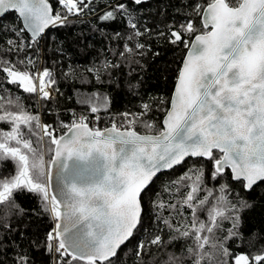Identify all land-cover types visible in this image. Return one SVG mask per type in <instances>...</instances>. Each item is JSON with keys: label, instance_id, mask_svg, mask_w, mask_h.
Here are the masks:
<instances>
[{"label": "snow or ice", "instance_id": "obj_1", "mask_svg": "<svg viewBox=\"0 0 264 264\" xmlns=\"http://www.w3.org/2000/svg\"><path fill=\"white\" fill-rule=\"evenodd\" d=\"M92 2L58 0L62 11L54 14L50 0H0V18L15 12L23 27L13 30L17 36L30 32L27 47L31 48L39 44L46 29L67 24L69 16L81 15ZM132 2L139 5L142 0ZM117 13L127 17L132 29L128 40L148 31L139 30L123 2L99 19L111 22ZM190 15L200 17V27L190 18L180 25L181 30L169 29V42L183 43L188 51L170 106L162 109V127L154 134L155 122L141 119L151 111L147 104L139 114H123L132 117L127 127L113 123L111 128H90L87 118L81 116L70 124L59 121L58 127L67 131L58 135L57 126L42 123L39 114L28 111L19 97L0 98V123L10 125L8 131L0 129V165L11 162L15 169L0 178V206L6 209L5 218L13 211L23 215L26 210L16 203L15 194L27 192L38 198L40 212L54 224L43 245L53 264H114L122 246L141 233L143 194L154 177L188 157L210 162L212 181L224 179L230 170L231 179L243 182L245 191L264 182V0L195 2ZM185 36L194 38L189 42ZM7 44V52L25 48L23 42L11 39ZM144 48L139 41L135 49L126 42L119 56L131 60L135 50ZM18 63L35 66L30 57ZM117 67L120 65L108 61L101 66L105 71ZM100 70L89 69L97 79ZM0 72L6 74L7 83L35 94L38 101H51L53 91H58L52 87L56 81L48 68L31 72L26 67L22 71L16 63L0 57ZM91 111L99 109L93 106ZM137 123L146 129L144 134L136 131ZM33 136L37 137L36 146ZM46 153L50 154L47 160ZM204 177L203 166L193 167L171 181V186L165 185L163 191L170 196L173 187L176 192L182 187L190 189L176 203H167L156 193L157 199L151 201L156 228L143 229L144 238L134 246L136 264H143L142 258L152 246L167 250L180 242V251L166 252L160 264H230L228 257H232L231 264L264 262V253L233 255L226 246L229 240L243 239L239 212L250 205L239 193L233 203L229 199L233 190L226 182L217 189L202 187ZM201 191L206 193L202 199ZM210 197L211 204L205 209ZM184 207L191 210V220H176L171 213L183 217ZM165 209L170 215H164ZM199 211L207 212L206 221L199 219ZM224 221H230L231 227L219 239L216 233L224 230ZM157 259L154 256L152 264ZM28 262L27 255L16 258V264Z\"/></svg>", "mask_w": 264, "mask_h": 264}, {"label": "trees", "instance_id": "obj_2", "mask_svg": "<svg viewBox=\"0 0 264 264\" xmlns=\"http://www.w3.org/2000/svg\"><path fill=\"white\" fill-rule=\"evenodd\" d=\"M118 2L126 4L141 32L148 30L143 36L128 40L132 29L128 27L127 17L120 13H117L114 21H100L99 17L111 10V7ZM195 2L206 5L208 0H142L139 5L134 4L132 0H93L89 9H85L81 15L69 16L67 24L49 27L40 38L39 44L31 48L27 47L31 37L25 31L17 36L16 31L13 30L22 28L20 19L15 12H8L0 18V57L16 63V67L22 71L26 67L31 72L50 69L56 81L52 87L58 91H53L51 101H38L35 94L26 93L17 85L7 83L6 74L0 72V98L16 100L19 97V102L28 111L35 113L40 109L43 122L57 127L59 121L70 124L74 118L79 119L81 116L87 118V123L93 116H97L100 124L110 119L112 115L139 114L144 111L142 106L147 104L151 111L141 119L155 122L154 134L162 127L165 114L162 109L168 108L186 51L183 43L174 45L169 42V29L181 30L180 25L190 18L197 27H200V17L190 15ZM50 3L54 14L56 11H62L58 0H50ZM117 33L120 35L117 36ZM160 33L164 35L161 36ZM185 38L189 42L192 39L187 36ZM10 39L17 43L23 42L24 50L7 52V48L10 47L7 41ZM137 41L143 43L145 48L135 50L131 60L121 59L119 53L124 51L125 43L135 49ZM26 57L35 61L34 67L18 63ZM105 61L117 63L120 67L105 71L101 68ZM97 68L101 69L99 79L95 72L89 71ZM161 99L165 101L164 104L160 103ZM93 106L99 111L93 113L91 111ZM5 107H8L6 103ZM0 129L8 131L10 125L0 123ZM135 129L141 134L146 132L139 123L135 125ZM66 130L58 127L57 134H63ZM31 139L36 146L37 137L33 136ZM49 155L47 153V159ZM201 166L205 170L202 187L217 189L220 184L226 182L233 190V195L229 197L233 203L237 202L235 194L239 193V197L250 205L239 212L243 239L229 240L226 246L233 255L245 253L251 257L264 253V182H258L251 190L245 191L243 182H235L231 179L230 170L224 179L212 181L209 179L212 164L201 158L188 157L182 164L161 172L154 178L149 189L143 194L145 217L141 233L137 234L136 239L122 246L114 264H136L134 246L138 239L144 238L143 229L154 231L156 228L151 209V201L157 199L156 193L159 192L160 198L165 202L176 203L190 189L182 187L176 192L173 187L171 189L173 195L170 196L168 192L163 191L164 186H171V181L177 180L190 168ZM14 171L12 163L5 162L0 165V178L11 175ZM189 183L191 181H185V184ZM205 194L201 191L199 198L202 199ZM216 194L214 192V195ZM15 200L26 210L23 215L13 211L5 218L6 209L0 206V264H16V258L20 255L29 257L28 264H53L52 256L46 253L43 246L48 232L54 227L53 222L47 214L40 212V204L35 195L19 192L15 194ZM209 201L205 209L210 206L211 197ZM182 211L183 217L176 213L171 214L176 216V220L186 217L190 221L191 210L184 207ZM164 215H170L169 210L165 209ZM198 216L200 220H207L206 211H199ZM230 227V221H224V230L218 231L216 237L223 239ZM164 235L167 239V234ZM182 244L183 242H180L175 248L167 250L152 246L150 252L143 256V264H152L154 256L158 257L155 264H160V261L166 258V252H179ZM227 259L231 264L232 257Z\"/></svg>", "mask_w": 264, "mask_h": 264}, {"label": "built area", "instance_id": "obj_3", "mask_svg": "<svg viewBox=\"0 0 264 264\" xmlns=\"http://www.w3.org/2000/svg\"><path fill=\"white\" fill-rule=\"evenodd\" d=\"M39 114L40 116V119H41V122H43L42 120V113H41V110L39 109L37 112H35V114ZM129 119V117L125 118V116L123 114L121 115H112L110 117V119L108 120H105V121H102L100 124L98 123V119H97V116H93L90 120V122L88 123L89 127L90 128H100V129H105L107 127H112V124L113 123H116V125L118 127H120L121 125H124L125 127L128 126L127 124V120ZM46 124V123H45ZM47 124H50V123H47Z\"/></svg>", "mask_w": 264, "mask_h": 264}, {"label": "water", "instance_id": "obj_4", "mask_svg": "<svg viewBox=\"0 0 264 264\" xmlns=\"http://www.w3.org/2000/svg\"><path fill=\"white\" fill-rule=\"evenodd\" d=\"M53 13H54V11H53ZM16 14V13H15ZM20 21H21V23H22V27H23V22H22V20L20 19ZM47 30V29H46ZM25 32L31 37V33L30 32H28L27 30H25ZM46 32V31H45ZM194 38V36L192 37V39ZM191 42V41H190ZM187 51H188V49H186V51H185V54H184V57H183V60H184V58H185V56H186V54H187ZM183 60H182V63H181V66H180V69L182 68V64H183ZM179 69V70H180ZM176 82H177V78H176V81H175V83H174V86H173V90H172V93H171V96H170V100H171V98H172V96H173V94H174V90H175V87H176ZM170 106V104L168 105V107ZM165 115V114H164ZM163 118H164V116H163ZM162 121H163V119H162ZM108 128H111V127H108ZM67 131V130H66ZM65 131V132H66ZM143 134V133H142ZM194 158V157H193ZM167 170H169V169H165V170H162L161 172H164V171H167ZM53 171H55V169H53ZM161 172H159V173H157V175H159ZM156 175V176H157ZM155 178V177H154Z\"/></svg>", "mask_w": 264, "mask_h": 264}, {"label": "rangeland", "instance_id": "obj_5", "mask_svg": "<svg viewBox=\"0 0 264 264\" xmlns=\"http://www.w3.org/2000/svg\"><path fill=\"white\" fill-rule=\"evenodd\" d=\"M35 114V113H34ZM132 117L131 116H129V119H131ZM48 138L47 137H45V140H47ZM45 159L47 160V153H46V155H45Z\"/></svg>", "mask_w": 264, "mask_h": 264}]
</instances>
